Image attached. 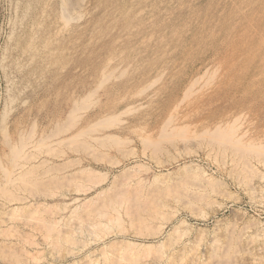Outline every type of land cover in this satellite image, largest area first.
Listing matches in <instances>:
<instances>
[{"label": "rangeland", "instance_id": "obj_1", "mask_svg": "<svg viewBox=\"0 0 264 264\" xmlns=\"http://www.w3.org/2000/svg\"><path fill=\"white\" fill-rule=\"evenodd\" d=\"M94 1L0 0V264H264V0Z\"/></svg>", "mask_w": 264, "mask_h": 264}, {"label": "bare ground", "instance_id": "obj_2", "mask_svg": "<svg viewBox=\"0 0 264 264\" xmlns=\"http://www.w3.org/2000/svg\"><path fill=\"white\" fill-rule=\"evenodd\" d=\"M75 1V3H73L70 7H69V12H70V14L71 15H76V13H80V9H81V7L82 6H80V4H78V3H76V0H74ZM94 1V0H93ZM11 2V1H10ZM15 3H17L16 1H14ZM26 2V1H25ZM28 2V1H27ZM95 2V1H94ZM14 3V4H15ZM19 3V2H18ZM42 3H43V1H42ZM45 3H46V0H45ZM67 3H68V0H67ZM69 3H71V2H69ZM12 4V3H11ZM47 4H49V3H47ZM82 4H84V3H82ZM200 4V3H199ZM23 5V4H22ZM16 6H17V4H16ZM28 6V5H27ZM60 6V5H59ZM63 6V5H62ZM14 7V6H13ZM18 7V6H17ZM65 7H66V4H65ZM41 8V7H40ZM43 8V7H42ZM61 8V7H60ZM67 8V7H66ZM95 8V7H94ZM47 9V8H46ZM49 9V8H48ZM47 9V10H48ZM64 9V8H63ZM62 9V10H63ZM18 10V9H17ZM20 10V9H19ZM26 10V9H25ZM24 10V12H26ZM28 10V9H27ZM50 10V9H49ZM62 10H59V11H62ZM66 10V9H65ZM236 10V9H235ZM13 11V10H12ZM45 11V10H44ZM64 11V10H63ZM62 11V12H63ZM43 12V11H42ZM47 12V11H46ZM83 12V11H82ZM15 13H16V11H15ZM34 13V12H33ZM49 13V12H48ZM47 13V14H48ZM56 13V12H55ZM68 13V12H67ZM21 14H23V13H21ZM37 14V13H36ZM43 14V13H42ZM46 14V15H47ZM58 14V13H57ZM83 14V13H82ZM9 15V14H8ZM20 15V14H19ZM63 15V14H62ZM67 15V14H66ZM65 14L63 15V19L64 18H66L65 16H66ZM69 15V14H68ZM23 16V15H22ZM36 16V15H35ZM15 17V16H14ZM32 17V16H31ZM44 17V16H43ZM69 17V16H68ZM255 17V16H254ZM12 18V17H11ZM21 18V17H20ZM19 18V19H20ZM23 18V17H22ZM38 19L40 18V17H37ZM47 18V17H46ZM72 18V17H71ZM80 18V17H79ZM164 18V17H163ZM10 19V18H9ZM13 19H15V18H13ZM41 19V18H40ZM57 19V18H56ZM11 20V19H10ZM30 20H32V19H30ZM35 20V19H34ZM37 20V19H36ZM35 20V21H36ZM58 20H59V18H58ZM73 20V19H72ZM17 21H18V19H17ZM24 21V20H23ZM27 21V20H26ZM25 21V22H26ZM43 21V20H42ZM64 21V20H63ZM8 22V21H7ZM19 22V21H18ZM54 22V21H53ZM67 22V21H66ZM69 22V21H68ZM68 22H67V24H68ZM27 23V22H26ZM41 23V22H40ZM81 23V22H80ZM35 24V23H34ZM70 24V23H69ZM35 25H37V24H35ZM38 25H40V24H38ZM59 25V24H58ZM65 25V24H64ZM9 26V25H8ZM33 26V25H32ZM14 27V26H13ZM13 27H12V29H13ZM37 27V26H36ZM40 27V26H39ZM46 27V26H45ZM61 27V26H60ZM8 28V27H7ZM38 28V27H37ZM51 28V27H50ZM56 28V27H55ZM54 28V29H55ZM59 28V27H58ZM53 29V30H54ZM167 29V28H166ZM14 30V29H13ZM24 30V29H23ZM28 30V29H27ZM33 30V29H32ZM39 30V29H38ZM37 30V32H39ZM43 30H45V29H43ZM56 30V29H55ZM59 30V29H58ZM21 31V30H20ZM50 31V30H49ZM57 31V30H56ZM19 32V31H18ZM32 32V31H31ZM44 32V31H43ZM52 32V31H51ZM74 32V31H73ZM243 32V31H242ZM24 33V32H23ZM30 32H28V34H29ZM46 33V32H45ZM47 33H48V31H47ZM106 33V32H105ZM121 33V32H120ZM31 34V33H30ZM39 34V33H38ZM178 34V33H177ZM8 35V34H7ZM14 35V34H13ZM19 35V34H18ZM25 35V34H24ZM23 35V36H24ZM27 35V34H26ZM43 35V34H42ZM55 35V34H54ZM11 36V35H10ZM44 36H45V34H44ZM51 36V35H50ZM49 36V37H50ZM60 36V35H59ZM14 37H16V35L14 36ZM25 37V36H24ZM34 37V36H33ZM32 37V38H33ZM43 37V36H42ZM46 37V36H45ZM44 37V38H45ZM73 37V36H72ZM18 38V37H17ZM39 38V37H38ZM88 38V37H87ZM120 38V37H119ZM7 39H9V37L7 38ZM12 39V38H11ZM19 39V38H18ZM21 39H22V37H21ZM46 39V38H45ZM45 39H44V41H45ZM233 39V38H232ZM16 40V39H15ZM25 40V39H24ZM49 40V39H48ZM53 40V39H52ZM22 41L23 40H20V41H18V42H20V43H22ZM40 41H43V40H40ZM39 41V42H40ZM43 41V42H44ZM12 42H14L13 40H12ZM30 42H31V40H30ZM36 42H38V41H36ZM19 43V44H20ZM8 44V43H7ZM15 45H16V43H14ZM13 44V45H14ZM42 44V43H41ZM10 45V44H9ZM18 45V44H17ZM20 45H22L23 46V43L22 44H20ZM32 44L31 43H29L27 46H26V53H24L25 55H28L27 54V51H30V50H33V49H35V47L34 46H31ZM96 45V44H95ZM113 45V44H112ZM208 45V44H207ZM100 46V45H99ZM9 47V46H8ZM15 47V46H14ZM60 47V46H59ZM90 47V46H89ZM14 49V48H13ZM20 49V48H19ZM19 49H17V50H19ZM36 49H37V47H36ZM11 50V49H10ZM16 50V49H15ZM21 50V49H20ZM19 50V51H20ZM48 50V49H47ZM174 50V49H173ZM12 51V50H11ZM53 51V50H52ZM16 52V51H15ZM21 52V51H20ZM20 52H19V54H20ZM30 52H32V51H30ZM213 52V51H212ZM10 53V52H9ZM29 53V52H28ZM48 53V52H47ZM0 54H3V53H0ZM5 54H7V53H5ZM18 54V53H17ZM31 54V53H30ZM29 54V55H30ZM37 54V53H36ZM35 54V55H36ZM11 55V54H10ZM9 55V56H10ZM22 55V54H21ZM20 55V56H21ZM49 55V54H48ZM1 56V55H0ZM45 56V55H44ZM47 56V55H46ZM7 57V56H6ZM6 57H4V58H6ZM11 57V56H10ZM15 57V56H14ZM27 57V56H26ZM43 57V56H42ZM3 58V59H4ZM21 58V57H20ZM20 58H19V60H20ZM28 59H30L31 58V56H30V58H29V56L27 57ZM26 58V60H28ZM40 58H41V56H40ZM44 58V57H43ZM42 58V59H43ZM93 58V57H92ZM226 58V57H225ZM13 59V58H12ZM17 59V58H16ZM44 59H46V58H44ZM239 59V58H238ZM2 60V59H1ZM11 60V59H10ZM15 60V59H14ZM40 60V59H39ZM223 60V59H222ZM24 61H25V59H24ZM36 61V60H35ZM40 61H42V60H40ZM14 62V61H13ZM17 62V61H16ZM49 62V61H48ZM97 62V61H96ZM232 62V61H231ZM18 63V62H17ZM19 63H21V62H19ZM106 63V62H105ZM5 64V63H4ZM14 64V63H13ZM24 64V63H23ZM28 64V63H27ZM38 64H39V61H38ZM46 64V63H45ZM44 64V65H45ZM92 64V63H91ZM15 65V64H14ZM17 65H20V64H17ZM37 65V64H36ZM40 65H41V63H40ZM217 65V64H216ZM8 66V65H7ZM13 66V65H12ZM30 66V65H29ZM9 67V66H8ZM15 67V66H14ZM19 67V66H18ZM38 67V66H37ZM118 67V66H117ZM30 68V67H29ZM215 68V67H214ZM112 69V68H111ZM115 69H116V67H115ZM114 69V70H115ZM123 69V68H122ZM5 70V69H4ZM9 70V69H8ZM102 70V69H101ZM2 71V70H1ZM26 71V70H25ZM30 71V70H29ZM113 71V70H112ZM11 72V71H10ZM21 72H23L22 70H21ZM101 72V71H100ZM214 72V71H213ZM217 72V71H216ZM222 72V71H221ZM3 73V72H2ZM9 73V72H8ZM24 73V72H23ZM205 73V72H204ZM19 74V73H18ZM31 74H33V73H31ZM37 74V73H36ZM87 74V73H86ZM207 74V73H206ZM5 75H7V74H5ZM67 75V74H66ZM72 75V74H71ZM70 75V76H71ZM93 75V74H92ZM113 75V74H112ZM116 75V74H115ZM161 75V74H160ZM198 75V74H197ZM1 77L3 76V75H0ZM174 76V75H173ZM201 76V75H200ZM207 76V75H206ZM5 77V76H4ZM21 77V76H20ZM212 77V76H211ZM221 77H222V75H221ZM9 78V77H8ZM17 78V77H16ZM40 78V77H39ZM172 78V77H171ZM12 79H13V77H12ZM26 79V78H25ZM28 79V78H27ZM103 79H105V78H103ZM102 79V80H103ZM9 80V79H8ZM36 80V79H35ZM152 80V79H151ZM157 80V79H156ZM200 80V79H199ZM39 81V80H38ZM213 81V80H212ZM9 82V81H8ZM14 82H17L16 80L14 81ZM18 82H20V81H18ZM25 82V81H24ZM21 83V82H20ZM204 83H206V82H204ZM80 84V83H79ZM99 85V84H98ZM200 85V84H199ZM25 86V85H24ZM148 86V85H147ZM211 86V85H210ZM143 88V87H142ZM24 89V88H23ZM20 90H22V88L20 89ZM16 91V90H15ZM23 91V90H22ZM53 91V90H52ZM67 91V90H66ZM11 91L9 90V93H10ZM20 92V91H19ZM136 92V91H135ZM198 92V91H197ZM35 93V92H34ZM64 93V92H63ZM66 93V92H65ZM204 93V92H203ZM6 94V93H5ZM11 94V93H10ZM19 94V93H18ZM47 94V93H46ZM62 94V93H61ZM132 94V93H131ZM193 94V93H192ZM191 94V95H192ZM65 95V94H64ZM7 96V95H6ZM203 96V95H202ZM208 96V95H207ZM87 97V96H86ZM148 97V96H147ZM188 97V96H187ZM76 98V97H75ZM6 99V98H5ZM90 99V98H89ZM96 99V98H95ZM120 99V98H119ZM12 100V99H11ZM23 100V99H22ZM13 101V100H12ZM65 101V100H64ZM85 101V100H84ZM92 101V100H91ZM144 101V100H143ZM191 101V100H190ZM181 102V101H180ZM192 102V101H191ZM190 102V103H191ZM72 103V102H71ZM87 103V102H86ZM154 103V102H153ZM184 103V102H183ZM78 104V103H77ZM200 104V103H199ZM4 105V104H3ZM75 106H77V105H74V107ZM86 106V105H85ZM130 107V106H129ZM199 107V106H198ZM202 107V106H201ZM124 109V108H123ZM195 109V108H194ZM191 110H193V109H191ZM67 111V110H66ZM73 111V110H72ZM121 111V110H120ZM63 112V111H62ZM70 113V112H69ZM78 113V112H77ZM126 113V112H125ZM128 113V112H127ZM7 114V113H6ZM34 116V115H33ZM84 116V115H83ZM121 116V115H120ZM191 116V115H190ZM239 116V115H238ZM244 116V115H243ZM1 117V116H0ZM182 117V116H181ZM63 118H65V117H63ZM70 118H71V116H70ZM106 118V117H105ZM144 118V117H143ZM53 119V118H52ZM56 119V118H55ZM101 120H102V118H100ZM112 119H113V117H112ZM111 119V120H112ZM117 119V118H116ZM171 119V118H170ZM185 119V118H184ZM244 119V118H243ZM242 119V120H243ZM23 120H24V118H23ZM71 120H72V118H71ZM70 120V121H71ZM234 120V119H233ZM240 120V119H239ZM1 121H3V119L1 120ZM33 121V120H32ZM97 121V120H96ZM108 121H109V116H108ZM175 121V120H174ZM180 121V120H179ZM232 121V120H231ZM21 122H22V120H21ZM55 122H57V121H55ZM69 122V121H68ZM79 122V121H78ZM110 122V121H109ZM39 123V122H38ZM52 123V122H51ZM100 123V122H99ZM144 123V122H143ZM44 124V123H43ZM72 124H73V122H72ZM101 124V123H100ZM221 124V123H220ZM242 124V123H241ZM7 125V124H6ZM28 125V124H27ZM110 125V124H109ZM114 125V124H113ZM164 125V124H163ZM188 125V124H187ZM75 126V125H74ZM95 126V125H94ZM189 126V125H188ZM216 126V125H215ZM225 126V125H224ZM238 126V125H237ZM250 126V125H249ZM32 127H34V126H32ZM110 127V126H109ZM173 127V126H172ZM183 127H185V125L183 126ZM218 127H219V125H218ZM50 128V127H49ZM94 128V127H93ZM107 128V127H106ZM140 128V127H139ZM177 128V127H176ZM208 128V127H207ZM225 128V127H224ZM233 128V127H232ZM17 129H19V128H17ZM55 129V128H54ZM100 129V128H99ZM159 129H161V128H159ZM223 129V128H222ZM230 129V128H229ZM19 130H21V129H19ZM69 130V129H68ZM75 130V129H74ZM89 130H91V129H89ZM93 130V129H92ZM224 130V129H223ZM223 130H221V131H223ZM42 131V130H41ZM85 132H86V130H84ZM88 131V130H87ZM137 131V130H136ZM159 131H161V130H159ZM227 131V130H226ZM229 131V130H228ZM60 132V131H59ZM78 132V131H77ZM84 132V133H85ZM163 132V131H162ZM188 132V131H187ZM186 132V133H187ZM191 132V131H190ZM210 132V131H209ZM17 133H18V131H17ZM16 133V134H17ZM27 133V132H26ZM36 133V132H35ZM50 133V132H49ZM89 133V132H88ZM97 133V132H96ZM132 133V132H131ZM199 133V132H198ZM224 133V131L222 132V134ZM233 133H235L236 134V132H233ZM253 133V132H252ZM69 134V133H68ZM211 134H212V132H211ZM246 134V130H240L239 131V133H237V136L235 135V137L238 139V140H241V139H243V137H244V135ZM38 135V134H37ZM76 135V134H75ZM85 135V134H84ZM186 135V134H185ZM218 135H220L221 136V134H218ZM233 136H234V134H232ZM251 135V134H250ZM25 136V135H24ZM50 136V135H49ZM73 136V135H72ZM71 136V137H72ZM78 136V135H77ZM81 136V135H80ZM98 136V135H97ZM177 136V135H176ZM230 136V135H229ZM70 137V136H69ZM83 137V136H82ZM113 137V136H112ZM147 137V136H146ZM157 138H158V136H156ZM171 137V136H170ZM179 137V136H178ZM202 137V136H201ZM60 138V137H59ZM65 138V137H64ZM85 138V137H84ZM87 138V137H86ZM91 138V137H90ZM93 138H95V137H93ZM153 138V137H152ZM169 138V137H168ZM172 138V137H171ZM207 138V137H206ZM214 138H215V136H214ZM218 138V137H217ZM220 138V137H219ZM218 138V139H219ZM222 138V137H221ZM47 139V138H46ZM54 139L56 140V138L54 137ZM70 139H72V138H70ZM75 139V138H74ZM100 139V138H99ZM131 139V138H130ZM248 139V138H247ZM3 140V139H2ZM4 140H6V139H4ZM106 140V139H105ZM143 140V139H142ZM229 140V139H228ZM8 141H10V140H8ZM36 141V140H35ZM54 140H50V142H53ZM56 141H58V140H56ZM68 141V140H67ZM80 141V140H79ZM85 141V140H84ZM87 141V140H86ZM140 141V140H139ZM155 141V140H154ZM162 141V140H161ZM178 141V140H177ZM245 141V140H244ZM4 142V141H3ZM15 142V141H14ZM44 142V141H43ZM216 142V141H215ZM229 142V141H228ZM255 142V141H254ZM1 143V142H0ZM5 143V142H4ZM9 143V142H8ZM21 143H22V140H21ZM26 143V142H25ZM83 143V142H82ZM140 143V142H139ZM145 143V142H144ZM146 143H148V142H146ZM145 143V144H146ZM207 143V142H206ZM210 143V142H209ZM213 143V142H212ZM243 143V142H242ZM264 143V142H263ZM16 144V143H15ZM56 144H57V142H56ZM71 144V143H70ZM84 144V143H83ZM141 144V143H140ZM153 144H154V142H153ZM189 144V143H188ZM197 144H198V142H197ZM219 144H220V141H219ZM222 144H224V143H222ZM238 144V143H237ZM248 144V143H247ZM27 145V144H26ZM72 145V144H71ZM151 145V144H150ZM202 145V144H201ZM250 145V144H249ZM23 146H25V144L23 145ZM40 146V145H39ZM48 146V145H47ZM53 146V145H52ZM145 146V145H144ZM217 146V145H216ZM254 146V145H253ZM1 147V146H0ZM26 147V146H25ZM32 147V146H31ZM42 147V146H41ZM183 147V146H182ZM192 147V146H191ZM222 147V146H221ZM238 147V146H237ZM256 147H258V146H256ZM195 148V147H194ZM200 148V147H199ZM216 148H218V147H216ZM234 148V147H233ZM241 148V147H240ZM243 148V147H242ZM259 148H261V146L259 147ZM14 149H15V147H14ZM26 149V148H25ZM27 149H29V147L27 148ZM156 149V148H155ZM2 150V149H1ZM186 150V149H185ZM191 150V149H190ZM226 150V149H225ZM239 150V149H238ZM249 150V149H248ZM21 151H24L23 149L21 150ZM33 151V150H32ZM210 151V150H209ZM222 151V150H221ZM230 151V150H229ZM28 152V151H27ZM26 152V153H27ZM247 152V151H246ZM245 152V153H246ZM4 153H5V150H4ZM250 153V152H249ZM257 153V152H256ZM20 154V153H19ZM23 154H24V152H23ZM264 154V153H263ZM3 155V154H2ZM8 155H10V154H8ZM26 155H28V154H26ZM220 155V154H219ZM242 156H243V154H241ZM254 155V154H253ZM256 155V154H255ZM1 156V155H0ZM214 156V155H213ZM216 156V155H215ZM224 157H225V155H223ZM24 157V156H23ZM241 157V156H240ZM259 157V156H258ZM0 158H3V157H0ZM5 159H8V158H5ZM1 160V159H0ZM22 160H24L23 158H22ZM21 160V161H22ZM212 160H213V158H212ZM214 160H216L215 158H214ZM224 160V159H223ZM243 160V159H242ZM9 161V160H8ZM217 161V160H216ZM231 161V160H230ZM249 161V160H248ZM12 162V161H11ZM261 162V161H260ZM5 163V162H4ZM7 163V162H6ZM12 163H14V161L12 162ZM217 163V162H216ZM249 163V162H248ZM224 164V163H223ZM243 164V163H242ZM250 164V163H249ZM0 165H2V164H0ZM4 165V164H3ZM13 165V164H12ZM18 165V164H17ZM19 165H22V164H19ZM248 165V164H247ZM6 166V165H5ZM11 167H13V166H11L10 165V168ZM17 167V166H16ZM22 166H20V168H21ZM247 167V166H246ZM249 167H252L251 165L249 166ZM1 168V167H0ZM2 168H4V167H2ZM26 168V167H25ZM8 170V169H7ZM17 170V169H16ZM25 170V169H24ZM24 170H22V171H24ZM3 172V170H0V172ZM22 171H21V174H22ZM231 171V170H230ZM7 172V174H8V171H6ZM16 172V171H15ZM229 172V171H228ZM13 173H14V171H13ZM12 173V174H13ZM19 173V172H18ZM18 173H16V174H18ZM250 173V172H249ZM15 175V174H14ZM23 175V174H22ZM230 175V174H229ZM243 175H245V174H243ZM17 176H19V175H17ZM17 176H15V177H17ZM1 177V176H0ZM2 177H4V176H2ZM14 177V178H15ZM13 178V177H12ZM19 178V177H18ZM245 178V177H244ZM253 178V177H252ZM9 179V178H8ZM11 179V178H10ZM17 179V178H16ZM140 179V178H139ZM5 180V179H4ZM15 180V179H14ZM259 180V179H258ZM11 181H13V180H10V182ZM140 181V180H139ZM261 181H262V179H261ZM1 183V182H0ZM4 183V182H3ZM12 183V182H11ZM239 183V182H238ZM251 183V182H250ZM250 183H248V184H250ZM261 183V182H260ZM253 184V183H252ZM251 184V185H252ZM1 185V184H0ZM250 185V186H251ZM3 187V186H2ZM132 187V186H131ZM138 188V187H137ZM254 188V187H253ZM142 189V188H141ZM0 190H1V188H0ZM137 191H138V189H137ZM249 192H250V190H249ZM260 193V192H259ZM63 196V195H62ZM74 198V197H73ZM72 198V199H73ZM252 198V197H251ZM76 199H78L77 197H76ZM73 200H75V199H73ZM33 201V200H32ZM31 201V202H32ZM6 202H7V200H6ZM30 202V201H29ZM33 202H35V201H33ZM40 202V201H39ZM42 202V201H41ZM68 203V202H67ZM7 204H8V202H7ZM33 204V203H32ZM81 204V203H80ZM34 205V204H33ZM38 205V204H37ZM74 205H75V203H74ZM77 205V204H76ZM5 206H6V204H5V202H0V223H9L10 224V219L11 218H9V216L8 215H5L6 213L3 211L4 210V208H5ZM12 206V205H11ZM64 206V205H63ZM33 207H35V206H33ZM74 207V206H73ZM13 208V207H12ZM17 208V207H16ZM36 208V207H35ZM7 209V208H6ZM8 209H10V208H8ZM64 209V208H63ZM70 209V208H69ZM68 209V210H69ZM59 210H62V209H59ZM14 211V210H13ZM15 211H16V209H15ZM75 211V210H74ZM8 212V211H7ZM62 212V211H61ZM99 212V211H98ZM14 214V213H13ZM72 214H73V212H72ZM96 214V213H95ZM98 214V213H97ZM50 215V214H49ZM51 215H53V214H51ZM100 215V214H99ZM54 216V215H53ZM66 216V215H65ZM66 217H68V216H66ZM18 218V217H17ZM16 218V219H17ZM51 218H52V216H51ZM60 218V217H59ZM74 218V217H73ZM72 218V219H73ZM94 218H95V216H94ZM93 218V219H94ZM14 219V218H13ZM34 219H36V217L34 218ZM49 219V218H48ZM54 219V218H53ZM56 219V218H55ZM58 219V218H57ZM70 219V218H69ZM75 219V218H74ZM92 219V220H93ZM97 219V218H96ZM19 220V219H18ZM38 220V219H37ZM24 221V220H23ZM35 221V220H34ZM47 221V220H46ZM109 221V220H108ZM107 221V222H108ZM38 222V221H37ZM77 222V221H76ZM81 222V221H80ZM80 222H78V224L76 223V225L75 226H71V227H69V228H71L70 229V231H71V237H70V239L72 238L73 240H74V238L75 237H77L79 234H81V228H80ZM14 223V222H13ZM30 223V222H29ZM68 223V222H67ZM75 223V222H74ZM96 223V222H95ZM94 223V225H96L97 223H99V222H97L96 224ZM255 224V223H254ZM8 225V224H7ZM18 225V224H17ZM29 225V224H28ZM69 225V224H68ZM74 225V224H73ZM89 225L90 224H87V227L86 228H88L89 227ZM93 225V224H92ZM37 226V225H36ZM248 226V225H247ZM2 227H4L3 225H2ZM7 227V226H6ZM6 227H4V228H6ZM16 227V226H15ZM32 227V226H31ZM260 227V226H259ZM1 228V227H0ZM3 228V229H4ZM14 228V227H13ZM19 228V227H18ZM34 228V227H33ZM86 228H84L85 229V231L86 230H88V229H86ZM93 228V227H92ZM262 228H263V226H262ZM262 228H261V230H262ZM2 229V230H3ZM9 229V228H8ZM7 229V230H8ZM81 229V230H80ZM241 229V228H240ZM257 229V228H256ZM1 230V229H0ZM18 230V229H17ZM246 230V229H245ZM88 231H90V230H88ZM260 231V230H259ZM91 232V231H90ZM92 233V232H91ZM68 234H69V232H68ZM87 234H88V232H87ZM237 234V233H236ZM84 235V234H83ZM5 236V235H4ZM255 236V235H254ZM79 237V236H78ZM236 237V236H235ZM68 238V237H67ZM80 238V237H79ZM255 238H256V236H255ZM69 239V238H68ZM69 239V240H70ZM253 239V238H252ZM65 240H67V239H65ZM69 240H67V241H69ZM82 240V239H81ZM3 240L1 239V242H2ZM9 241V240H8ZM18 241H20V240H18ZM46 241V240H45ZM77 241V240H76ZM175 241V240H174ZM176 241H178V240H176ZM253 241V240H252ZM40 242H42V241H40ZM50 242V241H49ZM70 242V241H69ZM71 242L73 243V242H75V241H72L71 240ZM170 242V241H169ZM254 242V241H253ZM72 243H71V245H72ZM78 243V242H77ZM247 243V242H246ZM256 243V242H255ZM69 244V243H68ZM174 244V243H173ZM176 244H177V242H176ZM188 244V243H187ZM37 245H39V243L37 244ZM47 245H48V243H47ZM75 245V244H74ZM181 245V244H180ZM185 245V244H184ZM184 245H182V246H184ZM213 245H214V243H213ZM238 245H241V244H238ZM262 245H264V244H262ZM41 246V245H40ZM49 246H50V244H49ZM76 246V245H75ZM168 246V245H167ZM175 246V245H174ZM179 246V245H178ZM1 247V246H0ZM52 247V246H51ZM77 247V246H76ZM80 247V246H79ZM216 247V246H215ZM226 247V246H225ZM241 247V246H240ZM247 247V246H246ZM176 248H177V246H176ZM184 248V247H183ZM235 248H236V246H235ZM249 248H251V247H249ZM38 249V248H37ZM47 249V248H46ZM56 249V248H55ZM74 249V248H73ZM171 249V248H170ZM214 249V248H213ZM4 250V249H3ZM39 250V249H38ZM51 250H52V248H51ZM161 250V249H160ZM177 250V249H176ZM234 250V249H233ZM232 250V251H233ZM239 250H240V248H239ZM42 251V250H41ZM46 251V250H45ZM56 251V250H55ZM68 251V250H67ZM72 251V250H71ZM168 251V250H167ZM180 251V250H179ZM192 251V250H191ZM211 251H213V250H211ZM219 251V250H218ZM247 251V250H246ZM245 251V252H246ZM2 252V251H1ZM91 252V251H90ZM89 252V253H90ZM186 252V251H185ZM194 252V251H193ZM215 252V251H214ZM220 252V251H219ZM238 252H240V251H238ZM244 252V251H243ZM247 252H249V251H247ZM246 252V253H247ZM263 252V251H262ZM57 253V252H56ZM71 253V252H70ZM179 253V252H178ZM3 254H5V253H3ZM49 254H51L50 252H49ZM93 254V253H92ZM163 254V253H162ZM194 254V253H193ZM230 254V253H229ZM248 254V253H247ZM253 254V253H252ZM255 254V253H254ZM259 254H260V252H259ZM57 255V254H56ZM58 255H59V253H58ZM68 255V254H67ZM86 255H87V253H86ZM181 255V254H180ZM198 255V254H197ZM212 255V254H211ZM242 255V254H241ZM50 257H51V255H49ZM54 256V255H53ZM66 256V255H65ZM154 256V255H153ZM152 256V257H153ZM157 256V255H156ZM178 256V255H177ZM89 257V256H88ZM124 257V256H123ZM184 257V256H183ZM191 257V256H190ZM196 257V256H195ZM232 257V256H231ZM230 257V258H231ZM5 258V257H4ZM9 258V257H8ZM17 258V257H16ZM52 258V257H51ZM59 258H61V257H58V259ZM74 258V257H73ZM120 258H121V256H120ZM150 258V257H149ZM175 258V257H174ZM223 258V257H222ZM238 258V257H237ZM22 259H24V258H22ZM47 259V258H46ZM53 259V258H52ZM75 259H77V258H75ZM178 259V258H177ZM176 259V260H177ZM184 259H185V257H184ZM192 259V258H191ZM220 259V258H219ZM253 259V261L254 260H256V258L254 257V258H252ZM1 260V259H0ZM25 260V259H24ZM49 260V259H48ZM89 260H91V257H90V259ZM150 260V259H149ZM170 260H172V254H169V255H166V256H164L163 257V255L162 256H160V257H154V258H152V260H150L151 262H150V264H162V263H165V264H167V262H169ZM231 260V259H230ZM3 262H4V259L2 260ZM7 261H9V260H7ZM186 261H187V259H186ZM223 261V260H222ZM235 261V260H234ZM246 261V260H245ZM244 261V262H245ZM32 262V261H31ZM49 262V261H48ZM95 262V261H94ZM195 262V261H194ZM230 262V261H229ZM244 262L242 263V264H244ZM41 263V262H40ZM44 263V262H43ZM96 263H97V261H96ZM144 263V262H143ZM188 263V262H187ZM238 263V262H237ZM223 264V263H222Z\"/></svg>", "mask_w": 264, "mask_h": 264}]
</instances>
